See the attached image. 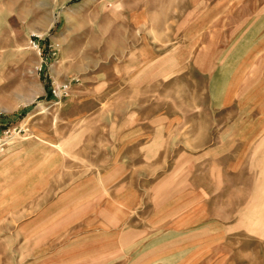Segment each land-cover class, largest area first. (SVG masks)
Masks as SVG:
<instances>
[{
    "label": "rangeland",
    "instance_id": "1",
    "mask_svg": "<svg viewBox=\"0 0 264 264\" xmlns=\"http://www.w3.org/2000/svg\"><path fill=\"white\" fill-rule=\"evenodd\" d=\"M22 121L48 181L0 210V264H264V0H0Z\"/></svg>",
    "mask_w": 264,
    "mask_h": 264
},
{
    "label": "crops",
    "instance_id": "2",
    "mask_svg": "<svg viewBox=\"0 0 264 264\" xmlns=\"http://www.w3.org/2000/svg\"><path fill=\"white\" fill-rule=\"evenodd\" d=\"M253 50L255 51L256 48L248 51L247 57L253 52ZM235 87L236 86L231 85L227 90L223 103L224 107L232 105L236 100ZM259 122L261 123L262 121ZM236 125L237 123H233L232 129H234ZM232 133L230 149L225 148L228 137L225 138V143L223 135L221 144H217L216 147L218 150H222L220 153L221 155L229 152V150L234 151V149H236V141H238L237 146L239 147L243 145L242 149H244L245 145H247L252 139V135L248 136V133L235 132L234 130ZM245 140L247 141L246 144L243 143ZM240 141H242V143H240ZM34 142H29V146H19L17 144L16 147H10L6 153L2 154L4 156L0 158V210L4 209L5 206L15 205L17 202L26 201L37 192V189L43 188L47 185L48 168L46 164H44L46 159L41 160V155L44 154L45 156V150L41 149L42 147L39 141ZM239 154H241V152ZM62 166L63 165L60 162L59 164L57 163L56 171L58 172ZM87 182L89 183V181Z\"/></svg>",
    "mask_w": 264,
    "mask_h": 264
},
{
    "label": "built area",
    "instance_id": "3",
    "mask_svg": "<svg viewBox=\"0 0 264 264\" xmlns=\"http://www.w3.org/2000/svg\"><path fill=\"white\" fill-rule=\"evenodd\" d=\"M40 49V47L37 45ZM41 69V68H40ZM73 79L65 80L61 83L52 82V88L48 96L50 97L54 105L60 106L63 100L69 96L72 90ZM30 132L28 122H20L14 126H6L2 128L0 126V155L6 153L10 146L18 138H27Z\"/></svg>",
    "mask_w": 264,
    "mask_h": 264
}]
</instances>
